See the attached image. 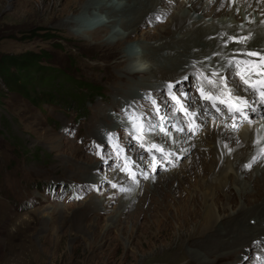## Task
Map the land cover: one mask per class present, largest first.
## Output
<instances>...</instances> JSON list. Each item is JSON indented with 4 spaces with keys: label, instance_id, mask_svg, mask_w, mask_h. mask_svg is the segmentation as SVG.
Segmentation results:
<instances>
[{
    "label": "rangeland",
    "instance_id": "1",
    "mask_svg": "<svg viewBox=\"0 0 264 264\" xmlns=\"http://www.w3.org/2000/svg\"><path fill=\"white\" fill-rule=\"evenodd\" d=\"M89 1L0 0V58L21 57L30 53L38 56L46 55V62L42 61L41 66L52 68L54 73L66 75L63 76L64 83H67L70 78L74 83L62 88L64 83L61 77L59 78L60 88H43L37 90V93L33 90L30 98L22 97L15 92L9 93L4 86L1 87L7 93L0 99V264H204L202 260L192 258L188 253L189 248L194 246V242L203 243L201 240L205 241L207 238L196 237L203 233L204 228L205 209L201 206L204 204L201 197H198L196 203L194 199L187 198L188 206L184 211L181 210L177 217L178 221L170 220L165 229L161 227L162 220L151 222L153 228L150 227L149 222H146L148 223L146 225L143 224L145 219L140 215L145 214L147 218L152 215L149 203L151 198H156V195L148 188L141 192L143 196L140 194L137 197L139 199L142 196L140 200L137 199L135 207L130 208L131 212L123 215L122 220L116 225L114 220L116 210L122 208L118 202L111 203L109 211L105 208L106 213L103 217L85 215L92 195H94L93 199L100 203L99 205L102 204L98 199L102 197V189L107 184L104 181L99 185L100 192L97 186H93V190L87 192L84 187L86 179L81 169L83 165L77 162L81 161L91 167L84 161V158H88L90 162L92 161V167L97 166L99 170H102L100 172L105 173L101 164L108 163V167H111L112 155L123 163L126 160L132 163L134 160L137 163L136 170L140 166V169L138 168L140 173L144 171L145 175L146 167L143 161L147 157L144 160L141 159V156L145 155L138 151L141 146H137L136 142L144 143L148 149H154L146 143L149 139L158 148L164 143V147L166 145L172 150L169 135L163 142L151 137L153 131L158 132L157 129H152V125L157 126V121H161L160 111L157 113L153 101L162 111L167 110L168 115L173 113V104H175L168 90L158 93L147 91L145 94L141 90H136L139 95L136 99H125L126 89L123 90L120 82L122 74L116 69L128 70L127 66L131 64L130 61L124 63L121 60L125 49L137 48L143 41L158 40L154 33L149 34L148 38L144 37V32L149 29H157L158 26L164 25L163 27H166L164 37H170L172 30L167 28L170 24L166 26V18L162 22L149 21L142 27L136 28L134 34H130L127 29H122L124 39L117 44L106 46L109 43L105 41L112 34L109 27L105 28V32L95 40L89 34L77 35L71 30L70 25L64 26V21L68 17L82 15ZM171 1L177 2L169 7L172 12L166 7L165 10L171 13V18L177 17L175 13L179 10H174V7L178 6L179 2ZM184 1L186 0H183L182 9H190L191 4L186 5ZM216 1L214 0L215 4ZM229 13L227 9L221 14L223 18H226L225 16ZM206 16L207 19L216 17L217 20L220 17L211 14L209 10ZM97 41L101 44L97 45ZM149 43L143 46L148 48ZM109 66L115 67L114 70L107 69ZM179 70L178 67L174 71ZM182 76L183 74L177 75L176 78H170L168 81L175 84L182 80ZM142 77L137 78L142 79ZM128 81L134 82L132 78ZM169 82L163 86H168ZM184 83L189 91H173L172 93L177 95V98L181 97L180 94L186 93L190 101L193 99L191 92L198 93L197 85L191 78ZM134 93L132 91L133 95ZM158 98L161 103L157 102ZM252 102L253 106L255 101L252 100ZM96 106L104 108L106 116L112 113L111 116L118 120L119 127L109 130L111 125H107L106 121L95 115ZM192 107L195 106L192 105ZM260 109H263L264 115V106ZM210 110L215 109L211 107ZM129 117L134 119L129 120ZM209 117L210 115L206 116V121ZM224 120L227 125L236 127V124H231L227 119ZM128 122L133 125L143 124L142 140L136 137L133 143L130 141L139 133L135 135L133 131L131 132L129 127H126ZM186 122L190 123L188 120ZM187 128L189 126H183L182 133ZM98 130L101 135L97 133ZM174 136L177 137V135ZM100 139H105V144L100 143ZM162 151L161 149L159 152L162 153ZM136 155L137 158L132 160V156ZM148 160L150 163L151 159ZM163 161L165 162L166 159ZM263 163L262 160L253 170ZM184 164L182 162L175 165L170 171L167 169L166 173L168 175L171 172L177 173L184 168ZM165 165L166 163L162 168ZM152 166L150 171L155 168V165ZM109 173H115L116 177H119L123 172H117L116 167H113L107 172L108 175ZM162 174L163 172H160L152 179L159 182ZM240 177L243 178V183L238 189L242 190L252 181L251 172L241 174ZM262 178L260 177L253 189H262L264 176ZM174 179L175 176L169 179L170 186L174 184ZM229 179L232 181V176H229ZM135 183L138 182L135 181ZM148 183H150L149 180L144 184L149 186ZM229 185L225 188V193L230 197L224 198V195H220L218 202L221 209H218L217 213L223 219L224 215L237 210L240 205L239 200H232V194L238 193L237 188L234 192L233 187ZM115 187L118 188V183ZM161 188L159 194L166 196L168 187ZM109 191L111 189L105 190L106 193ZM262 197L261 194L258 200L247 202L246 204L249 205L247 207L252 209L255 206L254 203ZM229 199L231 200L229 206L223 209ZM255 209H249L248 213L255 212ZM170 213L173 211L170 210ZM236 214L235 218H237ZM79 216L80 219H77ZM230 221L226 220L225 223ZM110 224L113 226L110 227ZM222 226H225L224 223ZM107 227H109L108 233L102 234L104 237L101 238V233L97 231L104 233ZM152 230L159 231L162 239L155 235L152 241L143 237H140L139 241L135 236L137 232L148 235L153 232ZM212 233L209 237L212 241L215 240L217 247L214 249H219L215 239L216 232ZM243 236L239 247L230 252V257L216 264H261L258 259L264 256V246L262 249L251 251L249 236ZM92 245V249L89 250ZM199 250L201 253L210 254L213 248L205 246Z\"/></svg>",
    "mask_w": 264,
    "mask_h": 264
},
{
    "label": "bare ground",
    "instance_id": "2",
    "mask_svg": "<svg viewBox=\"0 0 264 264\" xmlns=\"http://www.w3.org/2000/svg\"><path fill=\"white\" fill-rule=\"evenodd\" d=\"M178 2V6L174 7V10H179L175 13L177 17L171 18L170 12H172V9H169V7L173 5L172 3H177L171 0H90L85 5L82 15L68 17L64 21V26L70 25L71 30L77 35L84 36L89 34L95 40L105 32V28L109 27L112 34L105 41L109 43L106 44L108 46L117 44L124 39L125 36H123L122 29H127L130 34H134L136 33V28L142 27L149 21L155 20L158 22L160 20L162 22L166 18V26L170 24L167 28L172 30L170 37H164L166 29V27H163L164 25L162 27L158 26L157 29H149V31L144 32V37L146 38L149 37V34L154 33L158 38L157 41L146 40L147 42H144L142 40L143 42L137 48L124 50L121 60L124 63L127 61L131 62L127 66L129 71L116 68L122 74L120 82L123 90L126 89L124 91L126 98H124L136 99L138 95L136 90H141L144 94L147 91L151 93L169 91L168 86H163V84L169 82L168 79L176 78L177 75L182 74V77H189L194 80L197 88L202 85L206 92H215L216 90L207 81L203 80L201 73L210 75L213 70L220 69L219 74L226 76L228 90H233L234 86H238L240 89L239 94L248 98V100L250 99L249 103L251 107L257 108L256 111H247V120L240 118L238 114L237 118L233 120L227 114L226 106L218 105L221 111H213L210 110L211 104L202 100L199 92H191L193 99L190 101L187 99L186 93H183L180 94L181 97L178 99L181 105L189 109V112L180 111V105L176 102L173 104L174 108L171 115H168L167 110L162 111L159 107L161 121H157V126L152 125V129H157L158 132L153 131L151 137L163 142L169 135L172 150L166 145L164 147V143L159 148L163 150L162 153L155 149H149L150 155L149 151H145L141 147L138 148V151L145 155L141 156V159L144 160L147 157L143 161L145 162V173L147 176L146 174L144 175V171L140 173V166L136 170L135 166L137 163L133 159H136L137 155L132 156V163L125 159V164L109 154L111 155L112 166L108 167V163L101 164L105 169V173L100 172L102 170H99L97 166L92 167V161L90 162L88 158H84V161L92 168L81 161L77 163L83 165L81 169L83 170L82 175L86 179L84 187L87 192L92 191L93 186H97L98 192H100L101 188L99 185L104 181L107 184L102 189V197L98 199L102 204L99 205L100 203L98 204L93 199L94 195H92L89 198L85 215L103 217L106 211L110 210V204L118 202L122 208L116 210L115 225L122 220L123 215L130 211V208L135 207L137 197L145 188L150 189L156 195V198H151L149 203L152 215L148 216V218L145 214L140 215L145 219L143 224L146 225L148 224L146 222H149L151 228H153L151 222H160V220H162L161 227L167 228L169 221L177 220L180 213L188 206L187 198L194 199L196 203L198 197H201L204 201L201 206L205 209V216L203 217L204 228L203 233L196 237L207 238L205 241L201 240L203 243L194 242V246L189 248L188 253L192 258L202 260L204 264H216L222 263L227 257H230V252L239 247V243L244 237L243 235L249 236L251 251L262 249L264 246V185L261 190L253 189L256 187L260 177L264 176V163L256 170H253L262 160L264 161V115L263 109H260L264 105L259 103V95L250 89L246 90V86L235 75L238 69H221V65H226L228 58H233L234 60L247 62L241 63L240 69H251V79H264V75H256L257 72L264 73V67H262L264 66V59H262L264 58V0H217L216 4L214 0L184 1L186 5L191 4L190 9H182L183 0H178ZM165 7L170 12L165 10ZM227 9L230 13L225 16L226 18H223L221 13ZM208 10L211 11V14L217 17L220 16L219 20L216 17L207 19L206 12ZM229 37H247L248 39L246 42L241 43L229 40ZM226 41L227 43H225ZM148 42H150L148 48L144 47L143 45ZM96 44L100 45L101 43L97 41ZM251 52L259 55H249ZM178 67L180 70L174 71ZM114 68L109 66L107 69L114 70ZM138 76L143 77L138 79ZM129 78H132L134 82H129ZM184 82L185 79H182L179 83L173 84L171 91H189ZM132 91L135 92L134 95ZM156 100L161 103L159 98ZM252 100L256 103L253 106ZM96 107L95 115L99 119L106 121L107 125H111L109 130H115L119 127L117 124L118 120L111 116L112 113L106 116L104 108ZM190 112H195L196 115L192 116L189 114ZM209 115L210 117L206 121V116ZM223 118L229 120L231 124H236V127L227 125ZM186 120L190 123H187ZM163 126L167 127L163 128L164 131H161ZM183 126H189L184 133H182ZM126 127H129L130 131H133L135 135L138 133L132 123H129ZM134 129L136 130L135 132ZM97 133L101 135L99 130ZM174 135H177V137ZM136 137L137 135L131 138L130 141L133 143ZM172 137L173 139H171ZM99 142L105 144V139H100ZM146 143L149 146L155 144L149 139ZM136 145L140 146L137 142ZM184 158L186 159L181 161ZM148 159H151L150 163ZM164 159H166L165 162L163 161ZM182 162L185 163L184 168H181L179 172H171L170 175L166 173L168 172L167 169L170 171L175 165ZM165 163V167L162 168ZM168 163L169 165H167ZM152 165H155V168L150 171L151 167H153ZM246 165H250V167H246ZM113 167H116L117 172L121 171L125 174L121 173L119 177H116L115 173H109L108 175L107 172ZM160 172H163V174L160 176L159 182H155L152 177L157 176ZM250 172L252 181L247 187L239 190L238 188L243 183V178L240 177L241 174L245 175ZM172 176H175V179L174 184L170 186L169 179ZM229 176H232V181ZM147 180L150 181L148 183L149 186L144 184ZM135 181L139 184L135 183ZM117 183L118 188L115 187ZM228 185L233 187L234 192L237 188L239 194H232V200H239L240 205L237 210L224 215L223 219L217 213V210L221 209L218 202L220 201V195H224V198L230 197L229 194L226 195L225 193V188ZM166 186L169 190L168 193L166 196L160 195L159 189ZM106 189H111V191L106 193ZM86 191L84 192L86 193ZM261 194L263 195L261 200L254 203L255 206L252 209L248 208L247 206L249 205L246 203L258 200ZM229 202H231L230 199L227 202L228 205H224L223 209L229 206ZM170 204L174 206H169ZM249 209H255V212L248 213ZM170 210L173 213H170ZM235 214L237 218L234 217ZM77 219H80V216ZM226 220L231 221L225 223ZM223 223L224 227L222 226ZM112 226L113 224H110V227ZM108 229L109 227L104 233L100 230L96 231L101 233L100 236L103 238L102 234L106 235ZM212 232H216L217 237L215 239L220 247L219 249H214L217 247L215 240L212 241L209 237L210 234H213ZM155 235L161 238L159 231L156 232L155 230L148 235L140 232L138 234L137 232L135 236L139 241L140 237L146 240L149 238V241H152ZM224 240L226 241L224 242ZM111 244L109 245L111 246ZM93 245L89 250L92 249ZM205 246L213 248L210 254L208 252H200L199 249ZM228 249L229 251H226ZM259 260L261 264H264V256L259 258L258 262Z\"/></svg>",
    "mask_w": 264,
    "mask_h": 264
},
{
    "label": "snow or ice",
    "instance_id": "3",
    "mask_svg": "<svg viewBox=\"0 0 264 264\" xmlns=\"http://www.w3.org/2000/svg\"><path fill=\"white\" fill-rule=\"evenodd\" d=\"M247 39H248L247 37H229V40H234L241 43L246 42ZM225 43H227V41ZM249 55L256 56L259 54L255 52H251L249 53ZM241 63H247V62H242L239 60H234L233 58H228L226 65H221V69H226V70H231L233 68L238 69L235 72V75L239 77V80L246 86V90L250 89L254 93H257L259 95L260 97L259 103L261 105H264V79H256V80L251 79L252 76L251 69H240ZM219 72L220 69H215L211 72L210 75H205L201 73L203 80L207 81L208 84H210L212 88L216 90L215 92H206L203 86L201 85L200 87L197 88V91L199 92L201 99L209 102L211 104V107L218 112L221 111V108L218 107V105L226 106L227 114L230 115L231 119L233 120L237 118V114L239 115L240 118L247 120L248 119L247 111L255 112L256 109L251 107L248 98L239 94L240 89L238 86H234L233 90H228V83L226 81V76L220 75ZM256 75L261 76L264 75V73L257 72ZM182 79L187 80L189 79V77H182ZM168 89H169V95L171 96L172 100L175 101L178 105H180L179 110L188 113L189 109L181 105L179 99L177 98V95L173 94L171 91L173 89V82H169ZM153 104L156 107L158 113L159 106L156 105L155 101H153ZM189 114L192 116L196 115L195 112H190ZM133 119H134L133 117H129V120H133ZM134 127H136L139 133L137 139L142 140L143 124H136L134 125ZM161 131H164V129L161 128ZM140 146L141 148H144L145 151H149V154L151 155L150 150L145 146L144 143H141ZM151 147L154 148L156 151H161V149L157 148L155 144H153ZM246 167H250V165H246Z\"/></svg>",
    "mask_w": 264,
    "mask_h": 264
},
{
    "label": "trees",
    "instance_id": "4",
    "mask_svg": "<svg viewBox=\"0 0 264 264\" xmlns=\"http://www.w3.org/2000/svg\"><path fill=\"white\" fill-rule=\"evenodd\" d=\"M46 57V55L38 56L35 53H30L21 57H1L0 99L7 93L5 90L9 93L15 92L19 93L22 97L26 96L30 98L33 90L37 93V90H42L43 88H60L61 81H59V78L62 77V82L64 83L65 79L63 76L65 77L66 75L60 74L59 72L54 73L52 68L41 66L42 61L46 62ZM12 68H14V70H12ZM69 80L67 83H64L62 88L67 84H74L71 78ZM3 86L5 90H2L1 87ZM35 102H37V98H35Z\"/></svg>",
    "mask_w": 264,
    "mask_h": 264
}]
</instances>
